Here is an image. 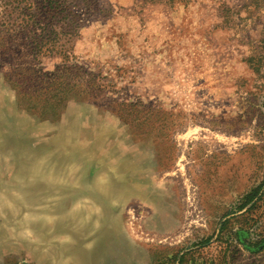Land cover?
Listing matches in <instances>:
<instances>
[{
  "label": "rangeland",
  "instance_id": "obj_1",
  "mask_svg": "<svg viewBox=\"0 0 264 264\" xmlns=\"http://www.w3.org/2000/svg\"><path fill=\"white\" fill-rule=\"evenodd\" d=\"M50 1L0 0V264H264V0Z\"/></svg>",
  "mask_w": 264,
  "mask_h": 264
},
{
  "label": "trees",
  "instance_id": "obj_2",
  "mask_svg": "<svg viewBox=\"0 0 264 264\" xmlns=\"http://www.w3.org/2000/svg\"><path fill=\"white\" fill-rule=\"evenodd\" d=\"M143 1L145 3H150V4H159V3L170 4V3H174L177 0H143ZM42 4H43L42 10H44V13L46 15H51L52 17H60L67 11V8L64 7V4H61L59 1L43 0Z\"/></svg>",
  "mask_w": 264,
  "mask_h": 264
}]
</instances>
